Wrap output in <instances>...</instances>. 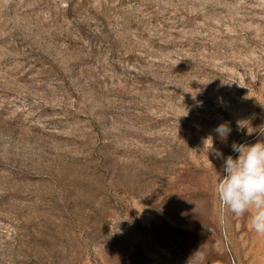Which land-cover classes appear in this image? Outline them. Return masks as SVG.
<instances>
[{
	"label": "rangeland",
	"instance_id": "rangeland-1",
	"mask_svg": "<svg viewBox=\"0 0 264 264\" xmlns=\"http://www.w3.org/2000/svg\"><path fill=\"white\" fill-rule=\"evenodd\" d=\"M258 130L264 0H0V264H264L203 149Z\"/></svg>",
	"mask_w": 264,
	"mask_h": 264
},
{
	"label": "clouds",
	"instance_id": "clouds-1",
	"mask_svg": "<svg viewBox=\"0 0 264 264\" xmlns=\"http://www.w3.org/2000/svg\"><path fill=\"white\" fill-rule=\"evenodd\" d=\"M213 131L221 143H228L232 131L228 123L219 124ZM258 131L260 136H264V130ZM248 134L252 132L248 130ZM203 149L223 161L224 175L217 173L218 181L214 189L222 207L237 217L250 214L251 230L264 237V140L252 144L233 142L231 149L238 156L228 155L225 158L214 147V138L209 134L203 139Z\"/></svg>",
	"mask_w": 264,
	"mask_h": 264
}]
</instances>
